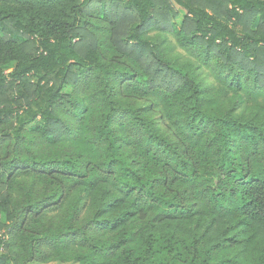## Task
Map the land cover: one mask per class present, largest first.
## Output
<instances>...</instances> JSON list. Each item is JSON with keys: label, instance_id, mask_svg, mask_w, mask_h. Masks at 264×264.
<instances>
[{"label": "trees", "instance_id": "16d2710c", "mask_svg": "<svg viewBox=\"0 0 264 264\" xmlns=\"http://www.w3.org/2000/svg\"><path fill=\"white\" fill-rule=\"evenodd\" d=\"M49 261L264 264V0H0V264Z\"/></svg>", "mask_w": 264, "mask_h": 264}, {"label": "rangeland", "instance_id": "374dc122", "mask_svg": "<svg viewBox=\"0 0 264 264\" xmlns=\"http://www.w3.org/2000/svg\"><path fill=\"white\" fill-rule=\"evenodd\" d=\"M178 10H179V15H178V18H177V21L180 22L182 17L184 16L185 14V11L184 9L178 7ZM175 52H180L182 53V50L179 49V48H176L175 49ZM29 264H76V263H71V262H58V261H49L47 263H41V262H32V263H29Z\"/></svg>", "mask_w": 264, "mask_h": 264}]
</instances>
